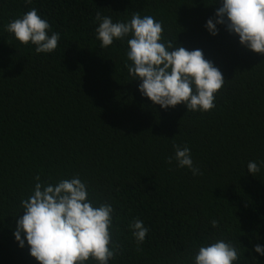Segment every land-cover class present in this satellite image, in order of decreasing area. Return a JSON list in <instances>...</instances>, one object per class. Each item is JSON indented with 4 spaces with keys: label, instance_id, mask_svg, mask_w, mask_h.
I'll return each instance as SVG.
<instances>
[{
    "label": "trees",
    "instance_id": "1",
    "mask_svg": "<svg viewBox=\"0 0 264 264\" xmlns=\"http://www.w3.org/2000/svg\"><path fill=\"white\" fill-rule=\"evenodd\" d=\"M221 4L0 0V264H37L13 234L35 177L55 184L76 175L90 199L114 209L121 251L108 264H194L198 248L217 239L239 250L234 264H264L254 251L264 247V55L224 25L208 32ZM32 8L51 24L49 35L61 36L51 53L37 54L5 30ZM98 11L113 22L151 15L164 42L202 50L225 79L215 107L165 110L143 97L127 71L126 39L100 47ZM174 143L190 149L201 175L166 163ZM250 161L260 165L255 175ZM135 219L149 229L139 248L129 229Z\"/></svg>",
    "mask_w": 264,
    "mask_h": 264
},
{
    "label": "clouds",
    "instance_id": "2",
    "mask_svg": "<svg viewBox=\"0 0 264 264\" xmlns=\"http://www.w3.org/2000/svg\"><path fill=\"white\" fill-rule=\"evenodd\" d=\"M95 21L101 48L111 46L114 40L126 39L127 71L133 80L140 81L139 92L153 105L166 110L184 104L187 112H208L215 107L216 95L225 79L220 69L205 59L202 50L189 51L164 42L162 22L151 15L135 12L128 21L113 22L110 16H102L98 11ZM218 24L238 36L242 46L264 55V0H222L215 20L210 18L206 22L212 36L218 35ZM5 30L20 44L33 45L37 54L53 52L61 39L58 32L49 35L51 24L35 8L8 22ZM173 148L174 155L166 163L171 165L175 161L179 168L186 167L193 175L202 174L193 165L187 146L174 143ZM260 165L250 161L247 170L255 175ZM35 181L29 196L21 199L23 214L13 234L20 248H24L26 240L30 256L37 264H108L120 253L121 245L112 235V205L90 199L88 185L78 175L55 184L42 183L39 176ZM211 224L218 227L216 220ZM129 229L139 248L149 229L140 219L131 221ZM254 251L264 256V247L256 245ZM239 256V250L230 241L217 239L198 248L194 264H234Z\"/></svg>",
    "mask_w": 264,
    "mask_h": 264
}]
</instances>
